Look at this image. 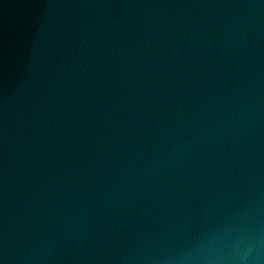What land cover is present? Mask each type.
Instances as JSON below:
<instances>
[{"label": "water", "instance_id": "1", "mask_svg": "<svg viewBox=\"0 0 264 264\" xmlns=\"http://www.w3.org/2000/svg\"><path fill=\"white\" fill-rule=\"evenodd\" d=\"M0 264H264V0H0Z\"/></svg>", "mask_w": 264, "mask_h": 264}]
</instances>
